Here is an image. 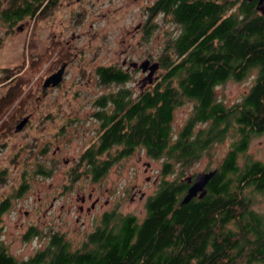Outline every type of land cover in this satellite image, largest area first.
Instances as JSON below:
<instances>
[{"label": "trees", "instance_id": "obj_1", "mask_svg": "<svg viewBox=\"0 0 264 264\" xmlns=\"http://www.w3.org/2000/svg\"><path fill=\"white\" fill-rule=\"evenodd\" d=\"M58 3L0 0V21L45 14ZM156 7L179 26L159 54L166 71L130 109L129 89L114 95L115 109L98 114L109 125L100 145L86 150L79 162L84 172L102 176L139 148L163 159V178L147 199L145 217L105 213L78 249L57 232L45 249L24 261L0 239V264H264V214L249 197L251 191L264 193V161L240 163L253 137L264 134V14L257 1L243 0H159ZM252 71L256 77L241 101L227 106L217 98V86L242 81ZM98 76L105 85L129 79L116 67H100ZM185 99L195 102L194 113L173 137L174 113ZM198 123L204 128L195 129ZM228 137L232 143L212 169L216 174L207 193L182 204L190 187L186 168ZM104 151L110 159L97 161ZM1 223L0 217V231Z\"/></svg>", "mask_w": 264, "mask_h": 264}, {"label": "rangeland", "instance_id": "obj_2", "mask_svg": "<svg viewBox=\"0 0 264 264\" xmlns=\"http://www.w3.org/2000/svg\"><path fill=\"white\" fill-rule=\"evenodd\" d=\"M151 3L59 0L45 14L25 16L11 23L0 21V123L7 117L8 128L12 127L9 133L0 129V206L6 201L9 204L7 211L1 212L0 239L18 261L28 260L45 249L57 232L65 234L72 249H78L86 235L99 225L102 212L117 208L118 213L145 217L147 199L155 194L163 178V159H154L146 149L139 148L114 162L103 178L92 184L80 168L79 158L98 133L93 100L121 88L139 92L146 83L145 90L152 88L148 81L144 83L147 75L139 69L132 70L125 84H102L96 73L98 66L121 65L125 55L137 62L149 55L159 61L169 37L163 31L164 15L153 21L162 27L155 28L149 37L134 34L136 24L149 19L147 6ZM167 19L170 21L169 16ZM171 24L174 35L179 26ZM64 61L69 66L62 83L44 89L45 79ZM165 71L160 66L154 82ZM255 77L256 72L252 71L242 81L228 80L217 86V98L227 106L238 103ZM194 109L195 102L188 99L176 108L171 123L173 137L178 136ZM28 112L34 113L31 123L16 133V125ZM70 120H74V127L67 130H80L69 131L70 137L63 131L65 137L61 139L57 128ZM203 126L198 123L195 129ZM232 140L228 137L217 142L186 168L184 178L217 168ZM58 146L60 150L55 154ZM116 150L112 149V153ZM248 159L264 161V134L253 137L248 151L240 156V163ZM93 187L103 193V201L109 200V204L103 202L99 210L77 221L78 197ZM142 193L145 194L140 198ZM249 197L253 208L264 214V193L251 191ZM32 225L34 233H27Z\"/></svg>", "mask_w": 264, "mask_h": 264}, {"label": "flooded vegetation", "instance_id": "obj_3", "mask_svg": "<svg viewBox=\"0 0 264 264\" xmlns=\"http://www.w3.org/2000/svg\"><path fill=\"white\" fill-rule=\"evenodd\" d=\"M79 1V0H78ZM152 1V3L151 4H148V6H147V11H148V14H149V19H144V20H142V21H140L138 24H136V27H135V33L134 34H141V35H145L146 37L148 36L149 37V35L153 32V30L156 28V29H158V27H162V26H160L161 24H159V23H157V22H153L159 15H164V17H165V19H164V23H165V27H163V28H165V29H163V31H165V33H166V35L167 36H169V38H171V33L173 32V30H172V21L170 20V21H168V19H167V16H169V15H167V14H165V12H163V11H158V9H157V3H158V1L159 0H151ZM154 8H156V9H154ZM155 15V16H154ZM170 17V19H171V16H169ZM169 22H170V24H169ZM168 39V38H167ZM69 43V42H68ZM126 51V50H125ZM126 56L127 55H125V58L122 60V63H121V65H116V64H114V65H110V66H98L97 68H96V73H97V77L99 78V76H98V68H100V67H116L117 69H121L123 72H125L128 76H129V79H128V81L130 80V77H131V72H132V70L133 69H139L142 73H145L147 76L149 75V72H150V67H148V70L147 71H143V69L140 67V65H141V63L142 62H144V61H146V60H149L150 61V64H149V66L150 65H152L153 63H159V68H160V62L159 61H157L155 58H153L151 55H149V57L147 56L146 57V59H144V60H142L141 62H137V61H132V60H128L127 58H126ZM134 63H137V65L135 66L134 65ZM63 64H67V66H66V69H65V73H66V70H67V68H68V66H69V62L68 61H64L61 65H60V67H58L57 69H56V71H58L60 68H61V66L63 65ZM158 68V69H159ZM157 69V70H158ZM157 70L155 71V73L153 74V76H152V79L150 80V79H148L147 78V76H145L144 77V83H146L147 81L149 82V84H151V87L152 86H154L155 84H156V82H154V80H155V76H156V72H157ZM55 72V71H54ZM65 73H64V78H65ZM52 74V73H51ZM64 78H63V80H64ZM62 80V81H63ZM99 81H100V78H99ZM62 83V82H61ZM60 83V84H61ZM155 83V84H154ZM59 84V85H60ZM145 86H147V83L146 84H144V85H142L141 87L142 88H144V89H142V90H140L139 92H131L130 90H129V92H128V95H129V99H128V101H127V103L129 104V108L128 109H130V108H132V106L131 105H133V104H135V103H137L138 101H139V99L141 98V96H143L144 94H146L148 91L147 90H145ZM117 94H120V91L118 90V91H113V92H107V93H102L101 94V96L98 98L97 97V99H95V100H93V103H94V105H95V108L97 107V110L96 111H94V114H93V119L96 121V122H98L99 124H98V133L96 132V137H95V140H94V143L92 142V144H90L89 146H88V148L86 149V150H88L90 147H92V146H97V148H98V145H100V141H101V139H102V137H103V134H104V131H106V129L108 128V123L106 122V120H104V118H102V117H100L98 114L101 112H105V114L106 115H108L109 114V112L110 111H112V110H114L115 109V104H116V100H114L113 99V97H114V95H117ZM99 99H101V100H99ZM33 114L34 113H32V112H28L25 116H23L20 120H19V122H18V124L22 121V120H24L25 118H28V120H27V122H26V124L24 125V127L20 130V131H17L16 130V128H17V126H18V124L16 125V127H15V132L16 133H20V132H22L30 123H31V121H32V118H33ZM103 114V113H102ZM9 118H3L2 119V121H1V123H0V125H3L4 127H6V128H0V129H2V131H6V132H10V131H12V127H10V128H8V123L6 122L7 120H8ZM71 122H69L68 124H65L66 122H63L60 126H58V128H57V131L58 130H60L61 132H60V134H59V136L58 137H60L61 139H63L62 137H65V135H62V132L63 131H66V137H70V136H68V133H69V131H70V133L71 132H74V131H78V130H80L79 128H77V129H75V130H72V129H69V130H67L68 128L67 127H69V126H73L74 124V120H70ZM74 127V126H73ZM8 132V133H9ZM69 133V134H70ZM60 150V147L58 146V148H57V150L56 151H54V153L56 154H58V151ZM85 150V151H86ZM85 151L80 155V158H79V160H81V157L83 156V154L85 153ZM115 153V152H114ZM113 153V154H114ZM135 153V151L132 153V154H134ZM131 154V155H132ZM110 153L108 152V151H104L103 153H101V154H96V156H95V158H97V161L99 160V161H108L109 159H110ZM118 155V153H115L114 155H113V158L114 157H116ZM130 155V156H131ZM126 157H128V156H126ZM125 157H121L119 160H122V159H124ZM118 160V161H119ZM68 161V160H67ZM150 167V166H149ZM109 171V170H108ZM107 171V172H108ZM147 171V170H146ZM87 175L89 176V181L92 183V184H95V183H97V182H99L102 178H103V176L105 175H102V176H99L98 174H93L92 172H90V171H87ZM149 178V177H148ZM135 187V186H134ZM136 188V187H135ZM85 192L86 193H84L83 195H80L79 197H78V202H79V204H78V207L77 208H79V212H80V215L78 214V218H77V221H80V219L82 218V216H84V215H91L93 212H95L96 210H99V208L100 207H102L103 206V202H104V204L105 205H108L109 204V200H105V201H103V198H102V194L103 193H99L98 192V189L96 188V187H93L92 189H86L85 190ZM135 193L136 192H134V195H135ZM144 194L145 193H142L141 194V197L140 198H143V196H144ZM4 203V202H3ZM3 203H2V205H3ZM9 204H8V201H6V203H5V206H8ZM4 205H3V207H5ZM7 211V208L5 209V211H4V213ZM114 211H116L117 212V208L114 210ZM105 213H108V211H106V212H102V217L104 216V214ZM83 224L85 223L84 221L82 222ZM35 228V227H34ZM34 233V230H33V225L32 226H30L29 227V229H28V232L27 233Z\"/></svg>", "mask_w": 264, "mask_h": 264}, {"label": "water", "instance_id": "obj_4", "mask_svg": "<svg viewBox=\"0 0 264 264\" xmlns=\"http://www.w3.org/2000/svg\"><path fill=\"white\" fill-rule=\"evenodd\" d=\"M243 1H257V9L264 14V0H243ZM150 61L146 60L141 63L140 67L143 69V71H147L148 67H150L149 75L147 76L148 79H152L153 74L155 71L159 68V63H153L150 65ZM136 66L137 63H134ZM67 64H63L61 68L58 71L53 72L50 74L44 81L43 87L44 89H47L49 87H57L64 78V73L66 69ZM28 118H25L22 120L16 130L20 131L24 125L26 124ZM150 166V163H147V167ZM216 174V170H210V171H203L198 173L196 176H189L187 177L188 182L190 183V187L187 190V193L184 195L182 199V204L189 203L192 199L195 197L202 198L207 193V185L209 181L212 179V177Z\"/></svg>", "mask_w": 264, "mask_h": 264}]
</instances>
